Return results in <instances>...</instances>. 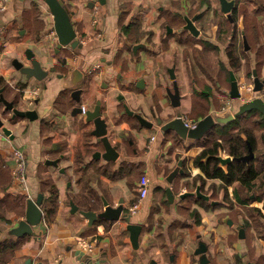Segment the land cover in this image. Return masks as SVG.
Wrapping results in <instances>:
<instances>
[{
  "label": "crops",
  "instance_id": "obj_1",
  "mask_svg": "<svg viewBox=\"0 0 264 264\" xmlns=\"http://www.w3.org/2000/svg\"><path fill=\"white\" fill-rule=\"evenodd\" d=\"M162 1H166V5H161ZM173 2H176V9ZM164 6L183 16L190 7V0H70L68 7L73 12L72 20L82 44V48L76 50L70 46L59 50L58 41L50 37L54 20L44 0H10L7 9L0 11V79L8 86L0 85V88L5 89L9 101L16 100L18 105H24L22 110L30 107L32 99L33 105L28 109L34 105L39 110L49 109L41 121L16 118L5 122L13 131V140L0 130V155L11 174L13 150L20 148L27 157L29 188L25 192L12 177L11 185L0 189V199L6 194H20L28 199L29 194L36 198L41 192L38 173L43 167L47 168L44 174L55 173L59 191V207L53 222L47 225L43 221L36 227L9 264H27L28 260L31 264H80V251L100 264H199L196 251L201 243L208 247L211 264H238L237 258L240 264H264V183L257 182L254 189L248 190L239 183L225 187L221 179H207L202 193L210 197L209 201L191 196L181 199L183 193L192 192L188 188L194 179H205L194 166V160L204 149V138L183 141L173 134L164 136L159 126L143 128L134 117L123 112L120 95L125 96L131 110L151 122L156 123L157 118L167 122L175 117L167 94L170 81L173 84L168 69L176 64L178 80V63L175 61L170 66L161 60L163 73L156 69L150 53L153 42L148 41L150 45L146 42L144 30L155 28L154 21L163 18L158 12L163 11ZM122 18L123 24L130 27L129 33L121 28ZM135 39L139 40L135 42ZM137 44H144L145 48L135 55L133 48ZM28 50H32L42 67L50 72L47 80L40 82L28 78L15 68V60L25 66L31 65L26 56ZM77 67L84 72L92 70L87 81L79 86L83 89L80 106L89 103L84 100L88 96L102 102V115L108 122L111 140L121 146L120 158L115 163L94 160L89 152L86 157L83 155L84 163L77 160L85 145L92 150L91 143L95 139L91 135L93 124L86 123L81 114L73 115L78 104L70 91L64 89V80ZM188 80L193 88L195 80L189 77ZM88 87L90 94L87 96ZM36 88L40 92L33 97L31 92ZM190 95V100L181 99V108L188 120L199 121L212 110H221L212 100H193V92ZM199 102L205 105L204 114L195 109ZM236 104L230 105L233 110ZM0 107V111L4 109L3 105ZM0 116L2 118L3 114ZM152 137L155 140L150 143ZM61 155L64 158L60 165L66 170L65 174L45 166L47 159L55 160ZM221 155L229 156L227 153ZM180 161L185 173L179 174L170 185L167 177ZM66 162L69 164L64 165ZM220 166L226 170L228 165ZM101 167H108L109 174H99L97 168ZM143 176L150 179V187L147 198L134 213L133 222L143 226L138 249L131 244L126 222L99 220L89 226L80 213H71L69 197L88 188L95 191L99 211L104 208L103 196L113 206L123 199L125 206L131 209L138 201V187ZM200 184L201 181L198 182L201 188ZM169 187L175 194L173 204L167 199ZM194 212L198 213L197 218ZM8 215L12 228L25 218L14 213ZM239 228L244 229V238L239 236ZM82 239L92 242L93 252L82 249Z\"/></svg>",
  "mask_w": 264,
  "mask_h": 264
},
{
  "label": "water",
  "instance_id": "obj_2",
  "mask_svg": "<svg viewBox=\"0 0 264 264\" xmlns=\"http://www.w3.org/2000/svg\"><path fill=\"white\" fill-rule=\"evenodd\" d=\"M70 0H44L47 5L49 12L53 16L54 20V30L58 39V49L63 47H71L74 50L81 49L82 44L78 39V35L75 29V22L72 20L73 12L70 11L68 7V2ZM222 5V11L229 14L234 7V2L229 0H220ZM183 18L186 22L183 27L184 31L190 32L193 36L198 37L200 31L195 25L197 16L190 19L188 15L183 14ZM171 30H169L170 32ZM244 44L246 50H249L248 41L246 37L244 38ZM145 48L144 44H137L134 46V54L137 55L138 51ZM27 59L31 62L30 66H25L24 63L19 60L14 61V66L17 70L21 71L28 78H35L38 81H45L49 78V71H46L41 62L36 58L32 50H28ZM54 71V70H52ZM171 80L173 81V90L168 88L167 94L171 100V105L175 109V117L167 122L163 119L157 118L156 123L149 121L142 114L135 113L129 105L125 102L124 109L125 112L130 117H134L139 125L143 128H153L154 126H159L162 135L168 136L173 134L180 140L187 141H200L205 138L209 133L213 132L217 128H225L233 123H235L239 118H243L245 114H251L254 112L260 113L264 116V99L254 98L251 100H246L242 103H238L237 108L224 109L223 111L212 110L207 116L197 121L194 128H189L186 126L184 120V113L181 108V91L177 80L176 74V64L168 69ZM231 74V90L230 97L232 101H242V92L236 76L233 72ZM255 82H254V92L260 93L264 88V81L261 82L258 73L254 71ZM86 72L81 68H75L70 75L64 80V89L70 90L75 89L83 81L86 80ZM143 82H141L142 84ZM81 95L82 90L77 88L72 91L71 97L78 104L73 110V115L81 114L85 116V122L88 124H93L94 129L91 132L94 141L91 143V148L93 149L92 158L94 160H103L106 163H115L120 158L121 146L114 144L111 140V134L109 130V125L106 119L102 115V102L97 101L96 106L92 110H87L84 112L81 105ZM119 100H124V96L120 95ZM0 105L4 106V112L12 113L11 120L16 118L27 119L30 122L42 120L39 108L22 110L15 106L13 101H9L5 96V89L0 88ZM0 130L7 138L11 140L15 139L13 131L6 125L5 120L0 117ZM64 158L63 155L60 158L51 160L47 159L45 161V166L54 167L58 169L61 173L65 174L66 170L61 168L60 160ZM218 160L222 166L232 164L233 162H245L248 163L255 158V153L250 148V154L240 158H234L231 156L225 157L219 155ZM183 162L180 161L178 167L173 170L167 177V182L172 185L179 174H184ZM71 186V183H69ZM167 199L170 203H174L175 194L171 187L166 189ZM196 197L198 199H203L209 201L210 197L202 193L200 186H197L195 192H185L180 198L186 199L187 197ZM103 210L101 211H83L73 202L70 201L71 213H80L89 222V226H93L99 220H104L110 223H116L123 221L127 223V231L130 234V241L134 249H138L140 246V235L143 230L141 223H134V213L125 206V202L121 199L116 206L110 204V202L103 196ZM44 194L39 193L36 198H29L27 201V208L25 213V218L21 220L18 226L12 228L9 234L17 238H22L24 236L33 235L34 229L38 227L44 219ZM214 204V202H213ZM245 231L243 228H239V236L244 238ZM208 247L205 243H201L196 255L199 258V264H211L210 259L207 255ZM81 257L78 259L80 264H100L94 262L91 257L85 255L83 251H80ZM27 264H31V260H28ZM108 264V263H101ZM247 264H256L255 262H249Z\"/></svg>",
  "mask_w": 264,
  "mask_h": 264
},
{
  "label": "rangeland",
  "instance_id": "obj_3",
  "mask_svg": "<svg viewBox=\"0 0 264 264\" xmlns=\"http://www.w3.org/2000/svg\"><path fill=\"white\" fill-rule=\"evenodd\" d=\"M165 2L162 1L160 4L166 5ZM173 3L174 9H176V2ZM245 7L248 8V13L250 14L247 16V21H245L244 16ZM253 9L254 7L247 2H244L240 6L239 14L237 15V31L234 32V26L227 18V15L221 12L219 0H190V7L185 13L190 18L197 13L200 14L201 18L196 23L202 32L199 38H195L189 32L184 31L183 27L186 22L183 16L172 13V9H166L165 6L163 7V11L158 12L163 18L154 21L155 24L153 26L155 28L150 30L144 29L147 32L146 34L145 32L143 33V35H147L146 42L148 44V41L153 42V46L149 45L151 49L150 53L152 54L151 57L155 61L156 69L161 70L163 73V69L159 63L161 60L164 63H169L170 66L177 61V72L179 73L178 84L182 100H190V94L193 92V100H212V104L218 110L221 109L219 111H223L231 104L242 103L245 100H249L250 97H253L252 99H264V91L260 93L254 92V71L258 73L259 78L264 79V65L260 63L264 61V11L257 14V17L254 15ZM169 30L171 31L169 32ZM245 30H247L249 37L245 35ZM233 32L236 36H233ZM243 32L247 37L249 50H245L243 36L241 35ZM234 47L239 49L238 54L242 56L241 67L237 70L231 68L228 58V52H231ZM38 54L41 58L44 57L41 52ZM231 71L238 80L242 92V101H232L230 97L231 82L229 80V72ZM188 77L190 80H195L193 88L189 86ZM85 81H87V78ZM183 81H186V83L183 84ZM86 86V84H83V87ZM169 88L173 90L171 81ZM248 89H252V92H249ZM86 93L87 96L90 94L89 87ZM163 96H165V93ZM84 100H89V103L82 108L94 109L97 102L96 97L91 100L88 96ZM31 106L28 108H31ZM22 107L24 105H21V103L16 106L18 109H23ZM195 109L200 113H205L200 103H196ZM3 110L0 111V114H2ZM48 110V108H42L40 115H44ZM249 115L245 114L244 118ZM11 116V113H8L6 117L2 116V118L8 123ZM260 135L264 136V129L257 133L259 151L256 154V158L259 163L264 162V141L260 139ZM68 164L69 162H66L64 165ZM71 173L73 174V171ZM43 176L55 181L54 172L44 174ZM0 211L4 212L6 216H9L1 207ZM11 228L12 226L10 224H5L4 221H0L2 235H7L8 230Z\"/></svg>",
  "mask_w": 264,
  "mask_h": 264
},
{
  "label": "trees",
  "instance_id": "obj_4",
  "mask_svg": "<svg viewBox=\"0 0 264 264\" xmlns=\"http://www.w3.org/2000/svg\"><path fill=\"white\" fill-rule=\"evenodd\" d=\"M237 7L235 14H239L240 6L247 2L249 5L253 6V13L255 16L261 11H264V0H236ZM129 7V6H127ZM126 9V7H125ZM38 10L35 9V12ZM248 8H244L245 21H247ZM258 17V16H257ZM123 19H121V28L122 30L129 33L130 27H126L123 24ZM255 27V26H253ZM245 34L248 36L247 30ZM249 37V36H248ZM139 39H135L137 42ZM228 58L230 60V66L233 70H237L241 67L242 56H238L235 53V50L228 52ZM261 65H264V61L260 62ZM259 64V63H258ZM205 74V73H204ZM1 87L8 88L3 79H0ZM208 87V86H206ZM206 97V96H205ZM65 99L64 96L62 97ZM15 105H18V102L15 100ZM202 105V108H205V105L202 102H199ZM1 106V105H0ZM1 108V107H0ZM3 116L6 117L8 113L2 112ZM204 114V113H201ZM203 115L202 117H204ZM264 129V116L260 113L254 112L251 113L248 117L243 118V120L233 123L225 128H217L213 132L209 133L204 139V149L194 160V166L205 175L204 178L194 179V182L189 191H195L198 182L201 181V191L203 192V186L205 185V180L207 179H221L225 183V187L231 186L234 183H239L241 186L246 187L248 190H252L256 187L257 182L260 184L264 183V163H259L256 165L257 158L254 159L251 163L243 162H233L227 166V169L224 170L220 166V161L218 156L220 153L226 152L229 156L234 158H240L245 156L248 153V144L247 141L251 144L255 153L259 151V143L257 133ZM260 139L264 141V136L260 135ZM87 149V150H86ZM93 154L92 150H89L87 145L84 146L83 154L77 157L79 163H84L83 155L86 157L87 154ZM264 152V151H263ZM82 153V152H81ZM264 154V153H263ZM264 159V155H263ZM77 162V163H78ZM79 164V165H81ZM98 167V166H97ZM46 167H43L38 173V180L40 185V191L44 194V219L43 221L49 225L53 222L55 215L58 210L59 205V191L58 186L55 181L44 178L43 174ZM100 169V173L109 174L107 169L108 167L97 168ZM98 172V171H97ZM12 174L5 160L0 155V189L8 187L12 183ZM71 181V180H70ZM262 182V183H261ZM227 191V189H226ZM49 192V193H48ZM46 193L49 196H46ZM70 201H73L80 210L83 211H99L100 207L96 201L97 196L93 189H87L84 192L74 194L69 197ZM188 198V197H187ZM184 199V200H187ZM28 198L24 195H10L6 194L4 198L0 199V207L6 211V213H14L20 217L25 216L27 208ZM190 201V200H189ZM190 203V202H189ZM191 205V204H190ZM189 205V206H190ZM259 210V209H257ZM260 214H263L259 210ZM194 216L198 213L194 212ZM0 221H4L5 224H11V221L4 212L0 211ZM199 222V220H197ZM31 235L24 236L22 238H17L9 234L2 235L0 229V264H9L16 257V252L21 248V246L29 239ZM238 264H240V258H237Z\"/></svg>",
  "mask_w": 264,
  "mask_h": 264
},
{
  "label": "built area",
  "instance_id": "obj_5",
  "mask_svg": "<svg viewBox=\"0 0 264 264\" xmlns=\"http://www.w3.org/2000/svg\"><path fill=\"white\" fill-rule=\"evenodd\" d=\"M10 3V0H0V11H5ZM96 14H98V10L96 9ZM98 16V15H97ZM96 26L99 25V21L96 19ZM50 37L53 38L55 41H58L57 35L55 30L53 29L51 31ZM99 37H101V34L99 33ZM249 92H252V89H248ZM40 89L36 88L33 89L31 92V95L33 97H37L39 95ZM253 97H250L249 100H251ZM246 101V100H245ZM30 104L33 105V99L30 100ZM84 112L86 111V108H83ZM186 126L189 128H194L197 124V121L188 120L184 117ZM155 140V137H152L150 140V143ZM150 147V145H148ZM12 160L14 162V167L12 170V176L14 179V183L18 184L19 186H22L25 192L29 190L27 185V157L24 154V152L20 148H15L12 153ZM149 187H150V179L147 176H143L140 180L139 187H138V201H136L131 206V211L133 213H136L140 207V204L144 199L147 198L149 194ZM29 198H32L31 195L28 194ZM80 245L82 249H84L86 252H93L94 245L92 242L88 240L82 239L80 241Z\"/></svg>",
  "mask_w": 264,
  "mask_h": 264
},
{
  "label": "flooded vegetation",
  "instance_id": "obj_6",
  "mask_svg": "<svg viewBox=\"0 0 264 264\" xmlns=\"http://www.w3.org/2000/svg\"><path fill=\"white\" fill-rule=\"evenodd\" d=\"M229 1H233L234 2V7L232 8V10H231V12H230V16L231 17H229V14H227V13H224L223 11H222V5H221V2H220V0H219V4H220V7H221V12L223 13V14H225V15H227V18L230 20V22L232 23V25L234 26V29H233V31L234 32H236L237 30V24H238V19H237V15L235 14V11H236V7H237V2H236V0H229ZM195 16H197V19H196V21H195V25H196V23L200 20V14H195L193 17H189L190 19H192V18H194ZM196 27H197V25H196ZM198 28V27H197ZM198 30L200 31V35L198 36V37H195V36H193L190 32V34L193 36V37H195V38H199L200 36H201V30L198 28ZM233 32V36H236V34ZM241 35L243 36V41H244V38L246 37L245 35H244V32L243 33H241ZM246 39H247V37H246ZM248 41V40H247ZM245 45V44H244ZM233 50H235V53L239 56V54H238V51H239V49L237 48V47H234V49ZM245 50H246V48H245ZM232 72V71H231ZM231 72H229V80H230V82H231ZM92 73V70H90V71H88V72H86V77H87V75H89V74H91ZM259 77V76H258ZM237 79V78H236ZM260 79V81L261 82H263L264 81V79H261V78H259ZM238 81V80H237ZM254 82H255V76H254ZM80 86V85H79ZM79 86H77V88H79V89H81V90H83L82 88H80ZM77 88H75V89H77ZM75 89H70V90H67V91H70V94L72 93V91L73 90H75ZM263 91H264V88H263ZM262 91V92H263ZM82 93H83V91H82ZM124 103H125V100H121V104H122V107H123V109H124ZM34 107H36V108H38V106L37 105H34ZM34 107H32V109H36V108H34ZM228 109L230 108V109H232V106H228L227 107ZM86 111H87V109H86ZM124 114H126V115H128L126 112H125V109H124ZM135 113H139V112H137V111H134ZM140 114V113H139ZM11 115H12V113H11ZM244 118V117H243ZM240 120H242V118H239L236 122H238V121H240ZM247 144H248V153L245 155V156H247V155H249L250 154V148L252 149V151L254 152V150H253V148H252V146H251V144L247 141ZM222 153H226V152H223L222 151ZM221 153V154H222ZM255 153V152H254ZM220 154V155H221ZM256 154L257 153H255V158L254 159H256ZM254 159H252L250 162H248V163H251L252 161H254ZM243 163H245V162H243ZM248 163H246V164H248ZM256 163V165L257 164H259V162H258V160H257V162H255ZM261 163H264V162H261ZM260 163V164H261ZM220 165H221V163H220Z\"/></svg>",
  "mask_w": 264,
  "mask_h": 264
}]
</instances>
